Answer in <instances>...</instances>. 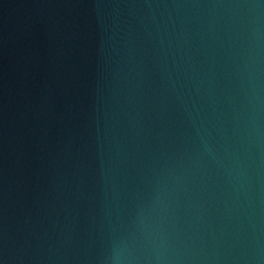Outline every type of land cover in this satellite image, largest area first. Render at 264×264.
Masks as SVG:
<instances>
[{"label":"water","instance_id":"95a60500","mask_svg":"<svg viewBox=\"0 0 264 264\" xmlns=\"http://www.w3.org/2000/svg\"><path fill=\"white\" fill-rule=\"evenodd\" d=\"M0 264H264V0H0Z\"/></svg>","mask_w":264,"mask_h":264}]
</instances>
